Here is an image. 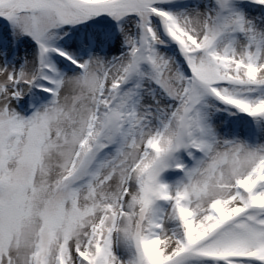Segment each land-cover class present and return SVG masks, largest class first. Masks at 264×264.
<instances>
[{
    "label": "snow or ice",
    "instance_id": "1",
    "mask_svg": "<svg viewBox=\"0 0 264 264\" xmlns=\"http://www.w3.org/2000/svg\"><path fill=\"white\" fill-rule=\"evenodd\" d=\"M0 264H264V0H0Z\"/></svg>",
    "mask_w": 264,
    "mask_h": 264
}]
</instances>
